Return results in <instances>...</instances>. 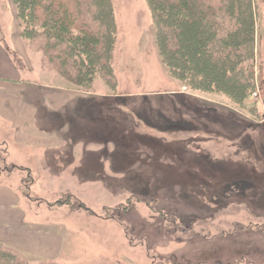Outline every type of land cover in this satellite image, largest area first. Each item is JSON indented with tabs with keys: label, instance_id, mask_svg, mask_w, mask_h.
I'll return each mask as SVG.
<instances>
[{
	"label": "rangeland",
	"instance_id": "374dc122",
	"mask_svg": "<svg viewBox=\"0 0 264 264\" xmlns=\"http://www.w3.org/2000/svg\"><path fill=\"white\" fill-rule=\"evenodd\" d=\"M111 2L116 85L111 87L100 75L92 86L80 87L46 65L44 51L29 47L20 37L15 4L0 0L6 38L0 46L21 70L30 88L27 99L37 103L33 133L55 135L61 143L46 151L45 163L35 159L27 165L34 168L29 171L5 162L0 152V175L11 176V185L5 184L20 183L26 223L59 228L65 242L55 261L63 264H264V163L259 158L264 134L258 130L264 126V0H253L255 91L244 107L233 104L217 85L216 91L210 90L205 70L194 68L175 47L171 49L184 69L182 78L196 75L205 82L193 81L188 89L169 75L147 0ZM177 6H159L173 27L182 22ZM76 46L83 50L82 42ZM183 93L228 112L232 119L212 122L184 113L180 105L181 110L173 109L169 97ZM113 95L135 98L145 122L137 120L129 127L127 116L108 99ZM90 96L99 101L88 102ZM144 98L150 108L144 107ZM176 118L201 130L168 132L173 129L169 120ZM238 133L249 135L238 141L233 139ZM151 199L155 203L149 205ZM162 214L191 230L179 232ZM205 235L220 238L211 242ZM13 238L28 250V264L47 262L57 242L50 235L36 238L29 226L8 232L0 224V239Z\"/></svg>",
	"mask_w": 264,
	"mask_h": 264
},
{
	"label": "trees",
	"instance_id": "16d2710c",
	"mask_svg": "<svg viewBox=\"0 0 264 264\" xmlns=\"http://www.w3.org/2000/svg\"><path fill=\"white\" fill-rule=\"evenodd\" d=\"M3 1L15 4V15L21 20L20 37L32 50L45 52L46 65L51 69L58 71L76 86H92L95 78L101 75L107 84L115 87L112 60L116 42V23L111 0ZM147 2L156 25V44L169 75L182 85H188V89L193 81L198 85L205 82L196 75H191V78L187 79L182 78L184 69L178 61V56L176 57L171 49L175 47L178 53L188 57L189 62L192 61L194 68L205 70L206 83L210 90L216 91L217 85L220 90L228 92L233 104L244 107L255 91L252 70L255 53L253 0H158V2L147 0ZM160 2L166 3L168 8L179 5L178 13L182 18L179 27H173L164 21L159 13ZM25 17L28 21H34L33 24L24 21ZM77 42H82V51L77 48ZM94 99L99 101L98 96H94ZM108 99L114 102L118 111L127 116L129 127L137 120L140 123L145 122L140 118L142 117L140 110L135 108V98L113 95ZM169 99L173 100V109L180 105L184 113L187 110L196 117L212 122H228L233 117L229 116L228 112L209 106L188 94H175V97ZM142 102L144 107H151L149 99L144 98ZM181 107H178L179 110ZM169 121L173 123V129L168 132L175 134L196 133L201 130L191 121L182 122V118ZM154 127L160 131L164 129L156 125ZM258 130L264 134V126L261 125ZM240 134L232 138L238 141L248 138V135L243 137V134ZM253 142L259 145L254 138ZM259 158L264 163V149ZM110 164L112 165L111 159ZM235 188L237 187L234 186L232 189ZM148 195L143 196L145 198ZM151 200L147 201L149 205L155 203V199ZM143 201L146 202V199ZM162 220L178 228L179 232L180 230L187 232L192 228L184 229V224L177 223L174 217L168 215L162 214ZM205 237L211 242L220 238L213 236L214 238L210 239L206 235ZM24 255L21 251L0 242V264H28ZM42 264L63 263L47 261Z\"/></svg>",
	"mask_w": 264,
	"mask_h": 264
},
{
	"label": "crops",
	"instance_id": "0c3cea01",
	"mask_svg": "<svg viewBox=\"0 0 264 264\" xmlns=\"http://www.w3.org/2000/svg\"><path fill=\"white\" fill-rule=\"evenodd\" d=\"M5 39L2 22L0 21V44ZM24 80L21 70L12 63L11 59L0 46V152L5 155V162L31 170L34 168L27 165H32L31 163L35 159H39L42 163H45L46 151L57 148L60 141L55 135L49 134L42 137V135L35 136L33 133L34 123L37 122V103L33 102L30 97L27 99L26 93H30V88L25 84ZM90 97L92 99H89L90 101L88 102H96L94 96ZM84 100L86 99L82 98V106L85 105ZM54 138L57 140V143ZM18 154H22V156L18 157ZM0 176V180L2 178L5 179L4 181H0V224L8 232L17 231L18 227L23 226L25 228L29 226L32 228L36 238H42L45 235L53 236L57 241L54 244V249H52L54 254L48 253L49 257L47 259L48 261H55V259L60 257L65 242L64 236L59 233V228H54L53 225L49 224H47L48 227L38 226V224H35L37 222L27 224L26 211L21 206L24 198L22 197L20 183L17 187H11L9 183L11 176ZM6 182L10 185L5 184ZM25 209L27 210V208ZM38 227H40L39 232L36 231ZM0 242L29 255L28 250L19 244L17 238H13L11 242H4L0 239ZM27 245L30 244L27 243ZM47 246L48 248L50 247L49 249L52 247L50 244ZM38 247L43 248V242H40ZM58 247H60L59 253L56 252Z\"/></svg>",
	"mask_w": 264,
	"mask_h": 264
}]
</instances>
